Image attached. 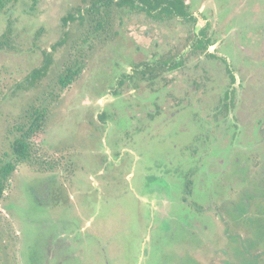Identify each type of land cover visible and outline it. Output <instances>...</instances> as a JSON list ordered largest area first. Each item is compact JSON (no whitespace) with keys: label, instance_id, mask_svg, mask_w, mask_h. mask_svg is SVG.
I'll return each mask as SVG.
<instances>
[{"label":"rangeland","instance_id":"rangeland-1","mask_svg":"<svg viewBox=\"0 0 264 264\" xmlns=\"http://www.w3.org/2000/svg\"><path fill=\"white\" fill-rule=\"evenodd\" d=\"M91 1L17 0L0 11V37L9 30L8 43L0 48V165L14 160L11 142L25 115L36 107L45 111L41 129L31 138V159L15 165L0 199V264H194L198 238L186 239L185 228L195 225V209L181 197L187 172L178 173V183H168L155 167L160 158L178 155L190 140L183 123L173 121L157 132L147 115L157 100L162 105L158 118L170 116L176 88L163 89V77L171 75L165 69L164 75L145 81L132 72L134 64L181 56L183 64L174 73L202 75V58L191 55L187 45L191 24L112 6L102 16V27H96L100 17L86 10ZM192 1L194 6L197 0ZM227 1L233 7L230 16L215 19L212 11L219 12ZM203 6L208 33L219 34L220 26L231 21L242 45H250L256 29L250 18L264 21V0H204ZM228 32L224 29L220 37L227 39ZM241 55L254 67L262 64L255 49ZM120 60L133 78L117 88ZM76 66L80 70L74 80L61 87L60 73ZM33 69L40 74L32 77ZM251 89L252 101L264 102V80L254 79ZM134 105L141 108L138 119ZM142 132L150 134L142 140ZM132 155H140L139 160L134 163ZM161 198L168 201L166 217L158 213ZM209 199L217 203V196ZM198 206L200 219L204 206L207 217L223 220L214 208ZM58 224L66 226L67 235H54ZM228 231L244 235L241 228ZM76 239L91 247L88 261L85 250H70ZM45 244L50 253L42 258ZM212 245L207 244L206 264L234 259L232 253L213 251L226 249L224 242ZM255 264H264V256Z\"/></svg>","mask_w":264,"mask_h":264},{"label":"flooded vegetation","instance_id":"flooded-vegetation-1","mask_svg":"<svg viewBox=\"0 0 264 264\" xmlns=\"http://www.w3.org/2000/svg\"><path fill=\"white\" fill-rule=\"evenodd\" d=\"M192 2V0H167L166 5L149 8V4L140 0H112L100 10L104 12L103 14H107L112 6H115L116 9L136 10L157 19H179L191 24V39L190 44L187 45L190 46L191 55L202 58V75L197 73L188 75V72L183 74L184 70L174 73V70L183 64L181 56L160 59L154 64L146 61L142 66L134 64L132 67L133 73L141 74L138 77L142 81L159 73L164 75L163 69L171 73L168 75L169 78L167 75L163 77V89L176 88L173 94L175 102L171 108L174 112L169 114L170 116L158 118L162 105L155 100L147 107L148 119L157 132L164 126L169 127L173 121L183 123L182 130H185L187 139L190 140L178 155L173 158H160L156 161L155 167L168 183L172 181L178 183V173L187 172L181 197L183 202L191 206V210L195 209L192 211L195 214V225L185 228L186 239L191 242L192 237L198 238L194 264H206L205 258L208 256L209 248L213 246L212 244L218 245L220 242H224L225 246L222 248L226 249L213 251L220 252L223 256L232 253L234 257L228 261L223 260L225 264H255L261 256H264V151L259 152L260 147L264 148V102L252 101L254 93L251 85L254 79L264 80V27H261L264 26V21L254 23V18H250L251 27L256 29L250 34V45H242L241 40L238 41L240 36L232 34L234 29L230 26L231 21L225 22L223 27L220 26L218 37L209 34L210 21L203 13L204 0H197L194 6ZM232 8L231 2L227 1L226 6L222 8L225 12L220 9L219 12L212 11V13H215V19H218L222 15L229 14ZM237 20L239 21V17ZM226 28L229 32L227 39L223 40L220 36ZM251 48L259 52L258 60L262 64L258 67L251 65V61L247 58H242L241 53L246 49V53L250 55ZM252 61L257 63L253 59ZM211 63H217V66L214 69L205 68L207 64L211 66ZM118 64L120 67L117 69L123 72L115 81V86L121 88L126 86V80L130 82L133 75L131 71L125 72L121 60ZM177 83H180L181 87H176ZM128 90L130 91L129 88ZM196 93L199 95L195 97ZM168 99L171 100L170 97ZM180 103L181 108L175 109ZM135 108L138 119L141 116L139 111L141 108L137 105ZM127 116L130 117L128 114ZM172 118L171 122L166 121ZM147 134L150 133L142 132L141 139H145ZM107 150L109 153L112 152L110 149ZM124 151L129 153V156L133 152L127 147ZM139 156H133L134 163L139 160ZM127 176L130 177V174L128 173ZM196 180L200 183V188L196 187ZM95 185L99 184L96 182ZM58 188L61 190L60 187ZM73 194L77 195V193ZM213 196H217V203L209 199ZM201 204L214 208L217 217L223 218L220 223L224 224V231L219 222L207 217L203 212L204 206L200 219L196 209L200 208L198 205ZM167 205L166 198H161L158 213L163 217L170 214ZM232 220L242 225L234 226ZM57 226L59 229L54 232L55 236L68 234L64 224ZM237 228H241L244 235L239 232L232 234L228 231H236ZM44 248L45 250L41 251L42 258L47 257L48 252L46 244ZM81 249L85 250L87 257L84 258L88 261L91 247L79 244L76 239V245L70 250L78 253ZM36 260L38 261L37 258ZM97 260L100 262L98 258ZM32 262H35V257ZM77 263L78 261L73 260V264Z\"/></svg>","mask_w":264,"mask_h":264},{"label":"trees","instance_id":"trees-1","mask_svg":"<svg viewBox=\"0 0 264 264\" xmlns=\"http://www.w3.org/2000/svg\"><path fill=\"white\" fill-rule=\"evenodd\" d=\"M11 1H17V0H0V11L3 9V7L10 3ZM32 2H35L36 0H31ZM112 0H92L90 6L86 9L89 11H95L97 16L100 18L96 21V27H102L103 20L102 16L103 13L102 9L104 6H107L109 2ZM128 1V0H125ZM143 1L145 4H149L150 7H158L161 5H166L167 0H140ZM165 3V4H163ZM166 9V8H164ZM9 30L3 33L0 37V48L3 47V44L8 43V36ZM40 70V69H39ZM79 67H66L62 73L58 76V83L61 87L68 86L75 78L77 73L79 72ZM40 73H38V69L32 71L31 76L35 77L38 76ZM26 121L25 123L19 125L17 127V130L19 131V134L17 137L13 139L11 142V151L14 156L13 161H6L2 165H0V199L3 195V191L6 187L8 176L11 174V172L14 170L15 165L20 162H26L29 161L32 157V136L38 132L44 122L45 118V111L44 109H40L39 107H36L33 109L32 112L25 115Z\"/></svg>","mask_w":264,"mask_h":264}]
</instances>
